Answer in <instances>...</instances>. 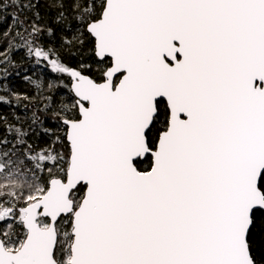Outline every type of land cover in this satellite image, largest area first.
I'll return each instance as SVG.
<instances>
[{
    "label": "snow or ice",
    "instance_id": "6c2138e0",
    "mask_svg": "<svg viewBox=\"0 0 264 264\" xmlns=\"http://www.w3.org/2000/svg\"><path fill=\"white\" fill-rule=\"evenodd\" d=\"M4 108L0 264H264V0H0Z\"/></svg>",
    "mask_w": 264,
    "mask_h": 264
},
{
    "label": "trees",
    "instance_id": "16d2710c",
    "mask_svg": "<svg viewBox=\"0 0 264 264\" xmlns=\"http://www.w3.org/2000/svg\"><path fill=\"white\" fill-rule=\"evenodd\" d=\"M13 83L15 84L16 87H21V88L23 87V85H22L19 81H13ZM0 110L4 111L5 113L8 111V109H6V108H4V109H0ZM0 131H2V130H0ZM142 167H147V165H146V164H145V165H142ZM8 184H9V185H13L14 182H13V181H9ZM3 185H4L3 183H0V188H1ZM5 191H11V188H8V189H6V188H2V190H1V192H0V195H3V194L5 193Z\"/></svg>",
    "mask_w": 264,
    "mask_h": 264
},
{
    "label": "rangeland",
    "instance_id": "374dc122",
    "mask_svg": "<svg viewBox=\"0 0 264 264\" xmlns=\"http://www.w3.org/2000/svg\"><path fill=\"white\" fill-rule=\"evenodd\" d=\"M2 188H5V186L3 185V186L0 188V192H1ZM69 263H70V259H69Z\"/></svg>",
    "mask_w": 264,
    "mask_h": 264
},
{
    "label": "water",
    "instance_id": "95a60500",
    "mask_svg": "<svg viewBox=\"0 0 264 264\" xmlns=\"http://www.w3.org/2000/svg\"><path fill=\"white\" fill-rule=\"evenodd\" d=\"M70 264H71V262H70Z\"/></svg>",
    "mask_w": 264,
    "mask_h": 264
}]
</instances>
